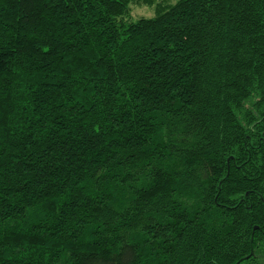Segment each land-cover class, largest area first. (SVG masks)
Masks as SVG:
<instances>
[{
  "label": "trees",
  "instance_id": "trees-1",
  "mask_svg": "<svg viewBox=\"0 0 264 264\" xmlns=\"http://www.w3.org/2000/svg\"><path fill=\"white\" fill-rule=\"evenodd\" d=\"M0 264H264V0H0Z\"/></svg>",
  "mask_w": 264,
  "mask_h": 264
},
{
  "label": "rangeland",
  "instance_id": "rangeland-1",
  "mask_svg": "<svg viewBox=\"0 0 264 264\" xmlns=\"http://www.w3.org/2000/svg\"><path fill=\"white\" fill-rule=\"evenodd\" d=\"M175 1V0H170ZM130 16L133 20L138 19L140 17H152L154 15V8L147 7L141 4H134L130 7Z\"/></svg>",
  "mask_w": 264,
  "mask_h": 264
},
{
  "label": "water",
  "instance_id": "water-1",
  "mask_svg": "<svg viewBox=\"0 0 264 264\" xmlns=\"http://www.w3.org/2000/svg\"><path fill=\"white\" fill-rule=\"evenodd\" d=\"M256 228H254V230H255Z\"/></svg>",
  "mask_w": 264,
  "mask_h": 264
}]
</instances>
